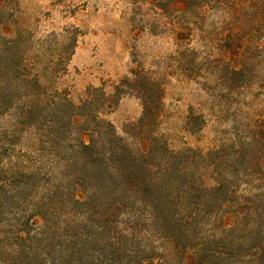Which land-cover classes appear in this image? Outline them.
<instances>
[{"label": "trees", "instance_id": "trees-1", "mask_svg": "<svg viewBox=\"0 0 264 264\" xmlns=\"http://www.w3.org/2000/svg\"><path fill=\"white\" fill-rule=\"evenodd\" d=\"M226 1L234 0H165L160 10L174 19L188 11L197 22ZM244 1L255 18L264 15V0ZM17 8L0 0V79L12 80L0 95V111L12 107L11 134L0 141V218L12 223L4 231L0 221V264H264V127L231 169L217 151H173L158 133L163 87L155 78L131 70L111 94L89 87L72 102L54 81L78 31L8 35ZM191 24L171 25L176 40L189 38ZM125 95L142 108L132 143L105 118Z\"/></svg>", "mask_w": 264, "mask_h": 264}, {"label": "rangeland", "instance_id": "rangeland-1", "mask_svg": "<svg viewBox=\"0 0 264 264\" xmlns=\"http://www.w3.org/2000/svg\"><path fill=\"white\" fill-rule=\"evenodd\" d=\"M17 1L15 15L3 31L8 35L22 29L42 39L64 29L78 31L66 71L54 81L56 88L68 91L72 102L84 99L89 87L111 94L131 70H143L163 87L158 133L168 148L217 151L218 162L228 169L249 152L255 127H264V15L255 18L250 3L216 4L205 8L196 22L188 11L175 19L162 14L165 0ZM187 23H192L189 38L176 40L171 25L182 29ZM49 48L57 50L53 44ZM11 86L12 80H1L0 95ZM8 94L12 97V90ZM141 112L140 101L125 95L105 118L118 136L132 143L131 125ZM11 129L9 106L0 111V141ZM21 145L25 150L31 143L25 140ZM226 168L221 173L232 175ZM10 218H0L4 231L12 225ZM143 244L145 253L149 242Z\"/></svg>", "mask_w": 264, "mask_h": 264}]
</instances>
